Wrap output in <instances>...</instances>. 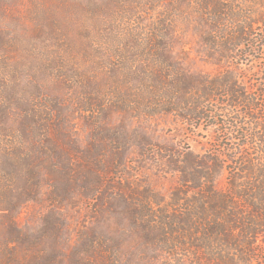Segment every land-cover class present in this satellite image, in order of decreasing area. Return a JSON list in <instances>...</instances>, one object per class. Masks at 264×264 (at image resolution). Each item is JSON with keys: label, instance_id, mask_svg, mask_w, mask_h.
<instances>
[{"label": "trees", "instance_id": "16d2710c", "mask_svg": "<svg viewBox=\"0 0 264 264\" xmlns=\"http://www.w3.org/2000/svg\"><path fill=\"white\" fill-rule=\"evenodd\" d=\"M243 2L264 9V0H0V264H121L110 234L125 227L158 264H264V80L244 88L182 62L187 31L216 65L243 50L258 59L246 49L264 45V12L253 19ZM216 113L239 121L238 152L162 145L155 162L178 177L166 202L148 187L138 199L124 193L125 120L176 114L193 128ZM43 188L52 211L21 229L17 215ZM62 208L85 215L81 227Z\"/></svg>", "mask_w": 264, "mask_h": 264}, {"label": "rangeland", "instance_id": "374dc122", "mask_svg": "<svg viewBox=\"0 0 264 264\" xmlns=\"http://www.w3.org/2000/svg\"><path fill=\"white\" fill-rule=\"evenodd\" d=\"M243 5L252 12L253 19H259L264 12L263 8L253 6L249 3L243 2ZM239 8L243 7L238 4ZM264 31V29H263ZM260 30L256 29V34ZM257 38L259 36H256ZM187 43L188 58L184 59V69L190 75H195L196 72L204 73L209 78H217L224 75H229L236 82L244 88L258 87L264 80V45H256L257 51L255 53L248 47L246 51L250 52V56L244 55L241 51L229 66L216 65L209 60H205L198 56V53L193 49L197 46L198 37L188 32L184 36ZM201 85L198 84V88ZM224 108V107H223ZM177 114V113H176ZM176 114H167L157 118H132L129 117L125 120L123 129L126 131V138L128 139V146L126 147V161L120 167L121 183L125 184L128 188H123L127 196H133L138 199V186L140 189L143 187L150 188L153 192L160 195L162 199L166 200L170 192L178 185V177L176 174L168 172L166 167L157 165V152H159L162 145H170L174 149L183 152L192 151L196 154L203 155L206 153L238 152L241 149L242 136L235 129V125H239L234 119L228 115L216 113L215 117L208 118L201 122L198 127H188L186 123H181ZM121 118L119 115L114 116L110 121L113 127L119 125ZM78 132V140L83 146L87 131L83 128L80 120L76 121ZM138 133L140 136L138 138ZM145 137V138H144ZM145 146V156H141L140 148L143 146L138 145L143 140ZM159 147V148H158ZM124 149L121 148V151ZM228 161V160H227ZM166 170V171H165ZM120 179V178H119ZM226 180L224 175L218 179V186L224 188ZM134 191V193H132ZM87 208L89 209L88 204ZM52 211L47 201V190L43 188L39 198L35 202L27 204L16 217V224L21 229L33 230L37 229L42 222V218ZM60 213L69 220L74 228L81 227L82 219L80 214L75 212L72 218L66 208H62ZM78 211H85L82 207ZM80 217V218H79ZM89 220V219H88ZM91 220V218H90ZM92 222V221H90ZM113 226V225H112ZM112 229L111 238L114 241L122 242L119 249L118 258L121 264H158L157 256L151 251L150 248L142 246L138 243V235L134 231L127 228L120 231ZM136 233V232H135ZM260 246H264V236L259 240Z\"/></svg>", "mask_w": 264, "mask_h": 264}]
</instances>
